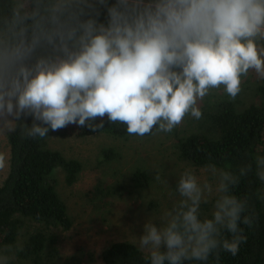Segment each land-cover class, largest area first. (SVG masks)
<instances>
[{"label": "clouds", "instance_id": "1", "mask_svg": "<svg viewBox=\"0 0 264 264\" xmlns=\"http://www.w3.org/2000/svg\"><path fill=\"white\" fill-rule=\"evenodd\" d=\"M250 72L264 79V0H0V131L19 127L22 138L70 124L95 131L105 117L129 135L170 133L187 116L202 118L199 102L212 90L235 100ZM254 162L264 181V155ZM7 163L0 153V170ZM252 167L183 171L178 202L138 236L149 264L238 254L241 224L255 216L232 189ZM210 199L211 216H202ZM18 251L0 248V264Z\"/></svg>", "mask_w": 264, "mask_h": 264}, {"label": "trees", "instance_id": "2", "mask_svg": "<svg viewBox=\"0 0 264 264\" xmlns=\"http://www.w3.org/2000/svg\"><path fill=\"white\" fill-rule=\"evenodd\" d=\"M101 12L100 20L103 21L106 12L103 9ZM248 92H252L255 100L247 98L243 103V99L232 100L223 95L205 101L200 122L206 128L179 138L177 153L195 166L213 164L233 173L251 163L252 171L241 178L232 193L238 198H248L249 211L255 216L254 223L252 227L241 224L247 240L235 256L221 250L218 259L211 256L207 262L188 261L185 264H264V181L257 176L254 162L257 155H264V79L256 76L254 86ZM22 120L29 126L33 122L31 116L22 117ZM98 122L99 119L94 121ZM103 124L102 129L95 131L70 124L56 132L50 130L44 138H22L19 127L15 132L7 133L9 161L7 173L0 183V248L15 243L27 220L35 224L34 232L27 233L25 241L19 245L22 251L15 253L23 259L31 258L35 263L45 257L43 260L53 264L56 259L54 248L47 252L48 255L42 254L47 239L54 240L51 230H67L72 225L54 173L60 168L66 183L71 184L80 165L76 159H67L59 150L49 147L47 141L65 135L135 136L127 133L124 124L109 123L107 117ZM154 131L156 129L152 133ZM110 153L105 156L110 157ZM132 175L136 185L146 183V173L141 169ZM225 236L230 238L228 233ZM146 255L134 243L116 240L102 249L99 258L101 264H149ZM69 264L80 262L72 258Z\"/></svg>", "mask_w": 264, "mask_h": 264}, {"label": "rangeland", "instance_id": "3", "mask_svg": "<svg viewBox=\"0 0 264 264\" xmlns=\"http://www.w3.org/2000/svg\"><path fill=\"white\" fill-rule=\"evenodd\" d=\"M255 79L256 74L250 72L243 80L242 91L237 97L243 99V103L247 102V98L255 100L252 92H248L254 86ZM223 95H227L223 87L212 90L199 102V107L214 96ZM201 128H206L205 124L202 126L200 120L187 116L170 133L156 130L143 137L94 134L49 138L48 146L59 150L67 159H76L80 169L71 184L66 183L60 168L55 170L58 190L67 206L72 225L67 230H51L55 235L54 240L47 239L42 254L54 248L56 259L53 264H69L72 258L80 264H101L99 255L102 249L113 241L127 240L139 247L138 236L143 232L146 219L158 223L159 218L180 199L176 184L182 172L191 168L198 175H207V167L195 166L181 159L177 153L179 138L190 132H199ZM7 133L0 131V153L9 161ZM109 151L112 154L106 157ZM7 168L8 163L0 170V183ZM137 169L146 173V183H134L132 174ZM208 178L213 180L210 175ZM212 211V199L202 203L203 216H211ZM24 223L12 245L14 250L25 241L28 232H34L35 224L27 220ZM43 259L35 263L31 258L23 259L14 253L11 264H48Z\"/></svg>", "mask_w": 264, "mask_h": 264}]
</instances>
